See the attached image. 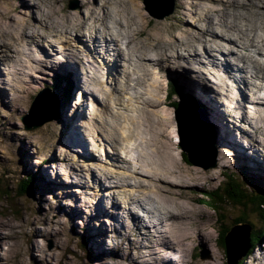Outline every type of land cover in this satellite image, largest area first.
Wrapping results in <instances>:
<instances>
[{
	"label": "rangeland",
	"instance_id": "1",
	"mask_svg": "<svg viewBox=\"0 0 264 264\" xmlns=\"http://www.w3.org/2000/svg\"><path fill=\"white\" fill-rule=\"evenodd\" d=\"M92 1L93 0H0V27L1 25L3 28L13 26L16 29V23L18 21L16 19L19 16V14L15 12L16 10L23 12L20 14L22 16H34V23L31 21L30 25L24 30L13 31V28L12 31H7L11 36L5 40L8 46L4 49L3 53H0V57L4 59L5 56L11 55V53L18 55L23 49H30L31 51V47L28 43L32 35L41 33L50 34L55 28L53 25H57L58 22L66 23L65 26L62 25L59 28L63 32L64 30L66 31V28H70L71 24L69 22H80L83 29L81 33L79 35L76 34V36L75 34L73 36L71 34H66L64 36L60 35V37L53 36L52 40L54 42L64 41L62 44L56 45L57 49L61 50L62 48H65L71 39H74L71 46H77L80 42L77 41L79 39L83 38L84 40L82 41H86L85 39L88 40L90 36L89 34H85H87L90 29L85 25L86 23H89L90 25L93 21L88 14V9H91L89 5ZM98 1H101V3L106 2L110 8H113L115 11L114 18L117 19H119V16L115 15L116 13L123 12L124 15H127L131 10H134L135 12L137 11L141 18L144 19L145 32L151 31L153 33L161 34L163 42L160 43L167 49H170L169 46H173L180 39L186 38L188 34L184 32H191L193 26L196 28H199V26L208 28L205 22L197 21L203 13L202 9H199L201 6L202 8L209 6L212 9L221 10V4L223 3L222 0L221 2H219L220 0H207L208 2L197 0L198 2L195 1L197 5L192 6L194 0ZM228 1L243 3L244 7L235 10L230 9L231 11L228 10L226 15L230 13L239 18L241 16L248 17L250 21H246L245 23L247 25H252L256 34L264 38V21L261 20L260 17L257 20L251 18L252 11H258L261 13L263 10L262 12L264 15V3H262L264 0ZM34 3L41 5L38 7L40 8L39 10L35 9L36 5ZM190 3L192 7L189 5ZM204 3L207 5H203ZM29 6L32 7V10H29ZM187 7H189L190 10L186 9ZM44 9L58 22H54L53 24L51 23V20H53L51 17L40 16V12H43ZM7 10H13L14 12L10 13V15L5 18L4 24H2L3 15L1 16V14ZM96 10L97 12L99 11L98 13L95 11V14L98 15L95 19L98 21L100 18H103L99 15H103V13L108 11L107 8L101 9L100 7L96 8ZM194 12H196V14ZM168 13L171 14L168 15ZM40 17L46 18V24L41 20L39 21ZM68 17L74 20H68ZM213 17L218 19L217 26L223 27L220 22V15L213 14ZM213 17L211 16L210 20L213 19ZM121 22H125L124 16L120 23ZM227 22L228 25L232 24V20ZM32 25H35L36 28L31 32L30 30L32 29L30 27ZM103 28L105 31H107V29L111 30L114 35L121 34L119 37L120 42L126 41L123 40L124 35H130V31L127 28L123 27V29H121L117 24H114L111 19H108L107 23L104 21ZM74 29H77L76 26H74L73 30ZM137 30L138 29L136 28V31ZM202 30L203 29H199L198 33ZM231 33L232 36H235V32ZM105 34L108 35L107 33ZM69 36H71V39H68ZM93 38L100 40L97 36ZM106 41L110 42V38L107 37ZM44 43L38 45V47L49 49V44L55 45L51 44L49 41H46L45 44ZM243 44L244 43H242L243 48L252 47L247 41L244 44L245 46ZM225 46L226 49L224 48L223 52H228V50L234 49V51L238 52L234 53V55L240 56L241 54H247L251 57L250 59H254L257 64H264V52L259 56L258 53L255 54L256 52L254 53L253 50L250 51L247 49L235 48L236 46H231L229 44H225ZM87 51L89 53L85 59L89 61L91 60L90 62H93L95 66L99 67L100 63L96 56L94 54L91 55L89 50ZM124 51L125 54H127L126 44ZM180 51L181 50L179 49V52H177L178 56L181 57ZM47 54L49 55L48 52ZM57 54L59 55V53ZM215 54L224 64L221 72H225L227 69V63L223 60L222 55H218L217 52ZM77 56L78 54L73 53L70 57L77 58ZM136 56L139 58V53L127 56L129 60L125 61L122 59L120 62V72L122 71L123 73L124 71L125 73L126 71L125 75L121 76L120 73L115 76L116 79L112 77L111 81L113 83H107L106 79L105 84L101 86L99 85L98 87L100 89H97L101 94V91L103 93L106 89H111L107 87L114 86L115 83L119 82L118 84L121 85H116L117 90V87H124V77L127 76L129 78L130 87L125 94V98H128V100L119 94L116 95V97L121 98V103H117V98L111 100L113 107L116 109H114V114L111 117L112 121L110 122L116 127L114 130L116 137H121L122 134H125L124 136H134L132 141L127 139V142H124L125 144L133 145L131 148H136L139 145V137L137 135L138 130L130 122V119L133 118L130 117L135 116V113L139 115L141 109L137 106L141 107V105L135 103V100H137L135 96L137 92L143 91L142 88L141 90H137L138 85H136V80L142 73L137 69L136 60H132ZM61 57L64 58L63 56ZM203 57V59L207 58L206 56ZM17 58L20 61L25 60V63L27 61L26 57H18L14 55V59ZM71 60L72 61L66 60L68 62H60L59 66L61 68H59L58 66H52L53 60L51 58V61H42L43 66L47 64L49 68L40 66L39 69L36 68L38 64L32 61L31 70L24 74L17 72L9 77H4L0 74V161L8 167L7 169L17 173L16 175H9L14 179L19 177L18 173L21 171V165L23 162L25 163L26 170L29 174L37 173L39 180L35 185L39 186V188H37V193L41 202L40 210H38V208L34 207L32 196L30 195L18 200L17 204L15 198L14 203L17 206L11 204L7 199H2L0 197V264H227V256L223 249L217 244L218 231L217 228H215V211L208 205L197 203L200 199L204 198V191L207 192V190L213 187L214 184L216 186L222 181H219L222 178L220 175L221 168L217 167L212 170H194L189 166H186L179 155V150L176 144L177 140L174 131L175 124L173 115L179 114V111L192 113L200 112L201 110L195 108V111H193L190 105L183 100L179 101L177 107H171L172 100L168 97V93L170 92V82L175 79L169 75L170 71L153 69L151 75L148 77V82H150L148 85H154L153 87H150V89L153 91L155 89L154 92L157 94L155 99H158H154V104L148 106V109L153 113L151 116L153 123L155 122L153 128L154 134L158 132L157 134L162 140V143L158 147L157 162L163 166L165 164L166 166L164 168H166L168 172L166 173V176L163 175L165 183H160L159 185L152 182V180H154L153 177H148L149 179L129 178L132 174L131 167L128 164L123 165L121 163V161L123 162V159H121L119 154L118 157L116 156L117 160H115L110 158L109 153L106 152L107 150H110V146L113 145H115V147L120 146L121 149L124 147L117 142H106L104 132L102 133V136L99 132H96L95 135H91V132L95 133V131L94 128L89 125L88 127L92 128L93 131L88 130V134L90 131L89 138L91 144L88 146V149L94 150V153L97 151L96 162L87 160L86 157L77 154L79 151L81 152L83 147L79 149L76 147L78 142L77 139L79 138L77 137L78 133H74V129L76 128L79 133L81 128L83 129L84 120L82 119L81 114L84 112L88 115L90 114L91 117L96 118L98 114L94 113V108H100L98 106L99 98L96 97V102L95 98L90 96L84 98L79 92L82 79L80 76L79 78L75 77V74L78 75L76 70L77 65H74L73 59ZM218 61L216 60V62ZM144 62H149V60H144ZM20 65H22V63ZM174 66H177L174 70L180 69L179 66H181V63ZM195 67L203 70L202 78L208 79L211 85L219 87V85L215 83L218 79L217 74L205 72L204 70L206 69L204 67H199V65H195ZM29 69L28 66H23V70ZM185 69L188 68L185 67ZM0 72H6V68L2 64H0ZM60 73L63 75L69 74L73 79L70 102L67 101L64 103L65 106V104L69 102L65 107H62L60 111V113L62 112V124L60 125L57 118H55L52 122L47 123L39 129L26 130L25 124L33 101L37 98H42L43 96L47 99L55 98V93L51 89V86L53 85L51 84L54 82L55 76L60 75ZM205 73H208L209 75H206ZM185 74L186 72L183 76ZM183 76L181 78H176V82L178 81L177 83L185 88L184 92L188 93L192 98L196 95L198 96L200 91L199 86L194 82H188ZM249 76L250 74L248 77ZM227 80H229L230 84L233 83L236 85L234 81L236 80L235 77ZM252 81L258 82L255 78ZM157 82H160L161 86H163L162 90H158L156 87L158 85ZM92 86L94 88L95 85L92 84ZM254 90L257 89L254 88ZM242 91L249 92V90L245 88L242 89ZM86 93L89 94L88 91H86ZM202 95L205 102L200 98H196L209 110H212V117H210L212 120L214 112H218V109L213 103H211V97L216 98L217 96L210 92L202 93ZM209 95L211 97H209ZM108 98L110 99V96ZM130 99H133V102H129L131 101ZM173 101H175V99H173ZM78 103L81 105H78ZM119 104L123 105L124 109L122 108L123 106H120ZM224 108L227 109L225 106ZM90 110H93V112ZM102 110H104L103 107ZM194 114L197 116L201 115V113ZM99 116L103 120L105 115L103 114ZM114 116L120 117L121 126L118 125V119H115ZM160 118L164 125L162 129L158 128V125L156 124V121ZM97 123L98 121L94 119V122H91L90 124L99 130H102L103 128ZM215 123L216 122L213 119L212 124L214 125L216 132H218L217 134L220 135V130L216 125L217 123ZM230 126L232 127L231 124ZM227 128L230 131L228 126ZM157 129L159 130L157 131ZM251 135L254 137V140L257 139L261 142V144H258L261 145L260 147L255 145L251 151H249L251 152V155L249 153L243 155L245 150L241 148H238L239 152L238 150L237 152L234 151V148L237 149V145L236 147L230 145L228 148L224 145V151L223 147L221 148L220 146L219 138L216 137L217 156L218 161L220 162V165L218 163V166H221L223 169L228 166L234 171H237L240 166H246L253 171L242 170L241 173L239 172V175L247 174L250 179L258 180L264 184V170L262 169V166L264 167V157L260 156V154H264V138H262L263 135H259L258 133H256V135ZM79 137L81 138V136ZM235 137L239 141H244L239 132H236ZM131 142H135V145ZM184 147L188 152L194 151L195 153H204L198 140L195 136L190 134V132L184 137ZM128 155L129 154H127V156ZM222 157H227V159L224 160ZM244 159L247 161V164H245L246 161L244 162ZM252 159H256L258 162H261V164L259 166L254 165ZM4 165L0 167L1 170L6 168ZM89 169L90 173L87 171ZM103 171L108 173L109 176L112 175L108 183L111 184L112 187L108 188L106 193L102 192L98 196V193L95 195L96 193L94 192H97V190L100 189L97 185L92 184L95 181L92 174L95 176L99 174L104 178L105 175L103 174ZM120 176L122 177V181L124 179L126 183L118 180ZM77 182H79L80 185H77ZM117 183L118 185H116ZM141 183L146 185V189H144L145 187H139ZM119 185L122 186V188H120ZM94 186L95 189L93 190ZM120 189L126 192L127 195H133L135 199H138V201H140L139 204H141L144 209L149 207L150 210H147V212L154 213L157 216L167 214L166 217L174 220L169 226L164 225L165 228H161L164 232L163 234L166 235V238H161V246L154 247L152 250L149 248L146 249L145 246L144 250L139 249V247L133 243L135 239L129 234L130 229H124L122 227V221H117V218L124 217V219H126V226H129L130 221L128 220L130 217L128 212L123 210L120 212L114 209V211L120 213L116 217L113 214L114 211H109L107 208V200H103L109 197L107 195H112L119 199L117 193ZM155 192L158 194H153L150 197L148 196L149 198H145L146 193L152 194ZM133 197L132 199H134ZM100 200H102V202ZM122 200L120 199V202H123ZM91 202H94L97 205L94 206V203ZM150 204H154V207L153 205L150 207ZM99 205H102L105 209L104 213H100V210L98 209ZM84 206L87 207L84 209ZM155 206L158 214L155 212ZM182 206L187 209L186 212H175L174 209L177 207L181 208V211H183ZM130 207L135 213L138 212L139 214L144 210L143 208H139V210L138 207H135L133 204ZM107 209L108 214H106ZM17 211H19L20 216L16 217L13 215V212L15 213ZM170 213H173L174 215H170ZM166 228L168 230L167 233H165ZM74 233L87 237L89 245L92 247L91 249L97 256V259L92 260L89 257L90 253L88 247L86 246L83 248L81 242L75 238ZM249 236V232L246 233V237ZM127 237L130 238L128 239ZM262 248H264V244L260 249ZM261 251H253L250 255L252 257L251 261L246 260L244 264H264V249Z\"/></svg>",
	"mask_w": 264,
	"mask_h": 264
},
{
	"label": "bare ground",
	"instance_id": "2",
	"mask_svg": "<svg viewBox=\"0 0 264 264\" xmlns=\"http://www.w3.org/2000/svg\"><path fill=\"white\" fill-rule=\"evenodd\" d=\"M195 1H197V0L193 1L194 4L192 6L197 5V3ZM203 1L206 2L207 0H203ZM222 1H223V3L221 4V6H222L221 10L220 9H218V10L212 9L209 6L202 8V6H201L199 9H202L203 13L201 16L199 15L200 17L197 19V21L205 22L207 24L208 28L207 27H200V26H199V28H196L195 26H193V29L191 32L182 31V32L188 34V36L184 39H180L173 46L170 45L169 46L170 49H167L161 45L160 42H163L161 34L153 33L151 31L145 32L144 22H143L144 19L141 18L139 13H137V11L135 12L134 10H131L130 9L131 7L128 8L131 11L127 15H124L123 12L122 13H116L115 15L119 16V19H117V18H114V13H115L114 9L110 8L106 2L101 3V1L93 0L89 5L91 7V9H88V14L91 16V19L93 21L91 22L90 25H89V23H86V25H85L90 29V31L85 35L89 34L90 38L88 40L85 39L86 41H82V40H84L83 38L79 39L77 41H80V42L78 43L77 46H71L74 39H71L70 38L71 36H69L68 39H71L69 44L65 48H62L60 50V49L56 48V45L62 44L64 41L63 42H56V41L54 42L52 40L53 36H59L60 37V35L64 36L66 34H68V35L71 34L72 36L75 34V36H76V34L79 35L81 33L83 26L80 22H78V23L69 22L72 27L71 26H70V28L68 27L69 29L66 28V31L64 30V32H63L59 28L62 25L65 26L66 23H62V22H58L57 20H54L52 18V15L47 13V11L44 9L43 12H40V16L51 17L53 19V20H51L52 21L51 23H53V24H54V22H58V24L56 23L57 25H55V24L53 25V27H55L53 32L50 34H43V33L33 34L32 37L30 38L29 43H28L29 46L31 47V51H30V49L29 50L23 49V50H21L20 54H18V55L10 52L11 55L5 56L4 59H2L0 57V64H2L6 68V72L5 73L0 72V74L4 77H9L11 75L16 74L17 72L24 74L25 72H28L31 70V68H32L31 62L32 61L35 62L36 64H38L36 66V68H38V69L40 68V66L45 67V68H49L47 64H45L43 66L42 61H45V62L51 61V58L53 60L52 66H58L59 68H61L59 66L60 62H62V61L68 62L66 60L72 61L71 59H73L74 65H77L76 70L78 72V75L75 74V77L79 78V76H80L82 79V83H81L79 92L81 93V95L84 98H86L87 96H90V97L95 98V101H96V97L99 98V105L98 106L100 108V109L94 108V113L98 114L96 116V118H93L90 116V114L88 115L87 113H84V112L81 114L82 119L84 120L83 129L81 128V130H80V133L82 135L79 133V131L76 128L74 129V133L75 134L78 133L77 137L79 138V139H77L78 142H77L76 147L78 149L83 147L81 152L79 151V153H77V154L80 156L86 157L87 160L96 162L97 151H96V153H94V150L88 149V146L91 145L89 134H90L91 130L93 131L92 128H94L95 133L91 132V135H95L96 132H99L102 136V133L104 132L106 142H111V141H113V143L117 142V143H120L124 147L121 149L120 146L115 147V145H113V146H110L111 147L110 150H107L106 152L109 153L110 158H113L115 160H117L116 156L118 157V154H119V156H121V159H123V162L121 161V163L123 165L128 164L131 167L132 174L129 176V178H134V179L147 178V179H149L148 177H153L154 180H152V182L159 185L160 183L161 184L165 183L164 182L165 178L163 177V175L166 176V173L168 171L166 170V168H164L166 166L165 164L163 166L162 164L157 162L158 147L162 143V140H161L160 136H158V134H157L158 132L156 134H154L153 128H154L155 122L153 123L152 116H151L153 113H151L152 111L148 109V106L154 104V99H155V96L157 95L156 92H154L155 89H154V91L150 89V87H153L154 85H152V86H150L151 84L148 85V83H150V82H148V77L151 75V71L153 69L170 71L171 74L169 73V75L174 79L181 78L183 76V74L186 72V74L183 76V78H185L188 82H191V83L194 82L197 86H199V89H200L199 95L198 96L196 95L195 97H193L195 99L200 98L203 100L202 93L204 94L206 92H210L211 94L217 96L216 98H212L209 95V97H211V103H213L217 107L218 112H219V113L216 111L214 112L213 119L217 123V124L216 123L215 124L218 126V129L220 130V135L218 134L219 135L218 137H219V141H220V146H221V148L223 147L224 151H225L224 145L226 148H228V146H230V145H232L234 147H236V145H237L238 147H237V149L234 148L235 149V150L233 149L234 151L237 152L238 148H241V149L245 150L243 155H245L246 153L250 154L251 152H249V151H251V149L255 145L257 146L258 144H261V142H259L257 139L254 140V137L251 134L256 135V133H258L259 135H263L262 138H264V64L263 65L257 64L254 61V59H250L251 57L247 54H243V55L241 54L240 56L234 55V53H238V52L234 51V49L228 50V52H223L224 48L226 49L225 44H229L231 46H236L235 48L247 49L250 51L253 50L254 53L256 52L255 54L258 53V55L260 56V55H262L261 53L264 52V38L259 36L258 34H256L255 29L253 28L252 25H247L245 23L246 21H248V22L250 21L248 17L241 16L239 18L238 16L231 15L230 13L226 15V12L230 9L235 10V9L244 7L243 3H234V2H231L228 0H222ZM219 2H221V0ZM100 3H101V5H100ZM225 3H227V4H225ZM262 3H264V1ZM34 4L36 5L35 9L39 10L40 8H38V7L41 5H39L37 3H34ZM189 5L191 6V3ZM203 5H207V4L204 3ZM98 7H100L101 9L107 8V10H108L107 12L103 13V15H101V14L99 15L100 17L104 18V19L100 18L99 21L97 19H95L96 17H98V15L95 14V11L97 12L96 8H98ZM28 8H29V10L30 9L32 10V7L29 6ZM255 8H256V6H255ZM186 9L190 10L189 7H187ZM262 11H261V13L258 11H252L251 18L257 20L260 17V19L264 21V15H263ZM12 12H14V11L13 10H10V11L7 10V11H4L3 14H1V16L3 15L2 16V20H3L2 24H4L5 18L7 16H9L10 13H12ZM15 12L17 14H19V16L16 19V20H18L16 23V25H17L16 29L13 26L3 28V26L1 25V27H0V29H2V30H0V53H3L4 49L8 46V44H6L5 40L8 37H10L11 35L8 34L7 31H9V30L12 31L13 28H14L13 31H16V30L22 31L28 25H30L31 21H32V23H34V16L33 17L32 16L25 17V16L20 15L23 12H20L19 10H16ZM194 13L196 14V12H194ZM213 14L220 15V17H221L220 22H221L223 27L217 26L218 19L213 17ZM123 16H124L125 22L120 23V21L123 20ZM211 16L213 17V19L210 20ZM87 18H88V15H87ZM225 18L229 22H230V20H232V22H231L232 24L228 25V22L226 21ZM108 19H111L114 22V24H117L121 29H123V27H125L130 31V35L129 34L124 35L123 40H126L127 43H126V41H124V42L119 41V37L121 36V34L114 35L112 33V31L109 29H107V31L104 30V28H103L104 21H106V23H107ZM40 20L43 23L45 22V24L47 22L46 18L40 17L39 21ZM68 20H74V19L69 18ZM251 22H252V20H251ZM35 25H32L31 27L29 26L32 29V30H30L31 32L35 30V28H36ZM74 26H76L77 29L73 30ZM136 28L138 29L137 31H136ZM199 29L200 30L203 29V30L198 33ZM231 32H235V36H232ZM105 33H107L108 35H106ZM236 34H237V36H236ZM7 35H9V36H7ZM96 36L99 37L100 40L93 38ZM189 36H191V37H189ZM107 37L110 38V42L106 41ZM12 38H13V36H12ZM14 41L16 42L15 39H14ZM46 41H49L51 44H55V45L49 44V49L48 48L44 49V47L43 48L38 47V45H40L44 42L46 43ZM246 41L249 42V44L252 47H244L243 48L242 43L245 44ZM47 44H48V42H47ZM125 44H126V48H127V54H125V51H124ZM206 45H207V47H206ZM16 48H18V47H16ZM179 49L181 50L180 51L181 57L178 56ZM87 50L90 51L91 55L94 54L96 56V58L98 59V62L100 63L99 67L95 66L93 64V62H90L91 60L89 61V60L85 59V58H87L86 56H88V53H89ZM47 52L49 53V55L47 54ZM216 52L218 55H222L223 60L227 63V69L225 70V72H221L224 64L217 57V55L215 54ZM6 53H8V52H6ZM57 53H59V55ZM73 53L78 54L77 58L70 57ZM135 53H139V58H137V56H136L132 60H134V61L136 60L137 69L140 73H142L141 75H139V77L136 80V85H138L137 90H141V88H142L143 91L137 92L136 96H135V98L137 99V100H135V103L137 105H141V107L137 106L139 109H141L139 112V115L137 113H135V116L130 117V118H133V119H130V122L138 130L137 135L139 137L138 138L139 139V145L136 148H131V146H133V145H128V144H125L124 142H127V139H130V141H132L134 136H130V135L124 136L125 134H122L121 137H116V134L114 133V130L116 127L113 126V124L110 122V121H112L111 117L114 114V109H116L115 107H113L111 100H115L117 98L116 95H118V94L121 95L122 97L124 96V98H125L126 91L130 87L129 78L127 76H125L124 77V87H122V88L117 87V90H116V85L117 86L121 85V84H118L119 82L115 83V85H114L115 90H114V86L107 87V88H111V89H106V91L105 92L103 91V93L101 91V94H100L99 90L97 91V89L99 88L98 87L99 85L101 86V85L105 84L106 79H107V83H113L111 81L112 77H114V79H116L115 76L120 74V73H121V76L125 75L126 71H125V73H124V71H123V73H122V71L120 72L119 64L122 61V59H124L125 61L129 60L127 58V56H131ZM14 55L18 56V57H26V59H27L26 63H25V60L20 61V60H18V58L14 59ZM60 55L63 56L64 58H62ZM203 56H206L207 58L203 59L204 58ZM244 57H246V58H244ZM144 60H149V62H144ZM216 60L217 61L219 60V61L216 62ZM21 63H22V65H20ZM39 63H41V64H39ZM179 63H181V66H179V68L183 69V70H180V69L174 70V68L177 67L174 65H177ZM24 65L28 66L30 69L29 70H23ZM195 65H199V67H204L206 69V70H204L205 72H209L210 74H214V73L217 74L218 79H217V81H215V83H217V85H219V87H217L216 85H211L210 81L208 79L202 78L203 70L195 67ZM185 67H187L188 69H185ZM50 68H52V67H50ZM82 69H83V71H82ZM32 72H35V71H32ZM219 73H221V74H219ZM205 74L209 75L208 73H205ZM246 74H248V75L250 74V76L248 77V75H246ZM232 77H235L236 80H234V81H235L236 85H234L233 83L230 84L229 80H227V79H231ZM187 78H189V79H187ZM254 78L259 83H257L256 81L255 82L252 81V80H254ZM157 83H158V85L156 87L158 88V90H162L163 86H161V83L160 82H157ZM92 84L95 85L94 88H93ZM244 88L249 90V92L242 91V89H244ZM254 88H256L257 90H254ZM236 90H237V92H236ZM86 91H88L89 94H87ZM159 94H160V91H159ZM257 95H262L263 98H258V97H256ZM109 96H110V99L108 98ZM146 97H148V98H146ZM125 99L128 100V98H125ZM156 99H158V98H156ZM80 100H82V99H80ZM116 101H117V103H121V98H117ZM129 102H133V99ZM78 105H81V104L78 103ZM120 106H123V105H120ZM224 106L227 109H225ZM102 107L104 110H102ZM122 108L124 109V106ZM125 109H127V108H125ZM150 109H152V108H150ZM90 111L93 112V110H90ZM211 112H212V110L210 109L209 110V117H212ZM103 114L105 116L102 120L99 115H103ZM114 118L118 119V121H117L118 125L121 126L120 117L114 116ZM94 119H96L98 121L97 124H99L100 127L103 128L102 130H99L98 128H96L95 126L90 124L91 122H94ZM161 120L162 119L160 118L159 120L156 121V124L158 125V128H160V129H162L164 127ZM230 124L232 125V127L230 126ZM88 125L91 126L92 128H89ZM227 126L230 128V131L227 128ZM88 130H90L89 134H88ZM158 130L159 129H157V131ZM227 132L229 134L230 133L231 134L229 135ZM236 132L241 133L244 141H239L236 139V137H235ZM232 134H233V138H232ZM79 136H81V138ZM252 137H253V139H252ZM232 142L234 143V145ZM131 143H134V145H135V142H131ZM258 146L260 147L261 145H258ZM124 152H125V154H124ZM238 152H239V150H238ZM127 154H129V155L127 156ZM260 156L264 157V154H260ZM222 158H224V160L227 159V157H222ZM252 162L254 163V165H257V166H259L261 164V162H258L256 159H252ZM263 164H264V162H263ZM170 168H172V167H170ZM262 169L264 170L263 166H262ZM87 171H88V173H90V169ZM103 174L105 175L104 178L99 174H97V176L92 174L93 179H95V181L92 184L97 185V187L100 189V190H97V192L96 191L94 192V193H96L95 195H97V193H98V196L102 192L106 193L107 189L112 187L111 184H108L112 175L109 176V174L106 173L105 171H103ZM113 178H115V177H113ZM118 180L126 183V181H124V179L122 181L121 176L119 177ZM143 180H145V179H143ZM85 184H87V183H85ZM77 185H80V183L77 182ZM116 185H118V183ZM149 185H150V183H149ZM139 187H141V188L145 187L144 189H146V185L143 183H141L139 185ZM120 188H122V186H120ZM94 189H95V186L93 187V190ZM157 189H158V187H157ZM162 191H164V190H162ZM112 193H114V192H112ZM153 194H158V193L157 192L152 193V194L146 193L145 198H147L148 196L150 197ZM117 195L119 196V199L112 196V195L111 196L107 195L109 197H107L103 201L107 200V204L109 206V207L107 206V208L109 209L110 212H113L114 209H116L117 211H120V212H121V210L128 212L129 217H130V219L128 220V221H130L129 226H126V222H125L126 219H124V217L123 218H117V221L118 222L120 220L122 221V223H123L122 227L124 229H126V230L130 229L129 234H131V236L135 239L133 243H135L136 246H138L139 249H142V250H144V246L146 249L149 248L150 250H152L154 247L161 246V243H160V241L162 240L161 238H163V239L166 238V235L163 234L164 232L161 230V228H165L164 225L169 226V224L172 223L174 220L172 218L166 217L167 214H165V215L162 214L161 216H157L154 213L147 212L144 215L139 216V213L138 212L135 213L134 210L130 207L133 204L135 207H138V209L143 208V206L141 204H139L140 201H138V199H135L133 197V195H130V194L127 195V193L122 191V189H120V191L117 193ZM98 196H97V198H98ZM122 197H124V198H122ZM132 197L134 199H132ZM120 199L121 200L123 199L122 200L123 202H120ZM100 201L102 202V200H100ZM147 201H149V200H147ZM91 203H94V202H91ZM95 205H97V204L94 203V206ZM147 205H149V204H147ZM152 205L154 207V204H152ZM152 205L150 204V207ZM86 207L87 206H84V209ZM182 207H183V211H181L182 210L181 208L177 207L174 209L175 212H179V213L186 212L187 209L184 206H182ZM98 209L100 210V213L105 212V209L103 208L102 205H99ZM108 209L106 211V214H108L107 213ZM146 209H148V211L150 210L149 207ZM146 209H144V210H146ZM155 210H156L155 212L158 214L156 206H155ZM117 211L113 212V214L116 217L118 216V214H120ZM170 215H174V214L170 213ZM121 216H122V214H121ZM114 219H116V218H114ZM176 230H178V229H176ZM167 231L168 230L166 228L165 233H167ZM127 238L129 239L130 237H127ZM260 248H261V246H260ZM260 248L257 247L255 250L261 251ZM236 254L239 256V252H237ZM247 255H248V253H245V255L241 257V259H243ZM152 257H154V256H152ZM251 259H252V257H249L248 261H251ZM227 264H228V261H227Z\"/></svg>",
	"mask_w": 264,
	"mask_h": 264
},
{
	"label": "trees",
	"instance_id": "3",
	"mask_svg": "<svg viewBox=\"0 0 264 264\" xmlns=\"http://www.w3.org/2000/svg\"><path fill=\"white\" fill-rule=\"evenodd\" d=\"M63 85L60 78H55L52 82L51 89L60 97V101L66 103L69 98L70 88L67 83ZM177 89H172V95L176 94ZM171 107H177L172 103ZM201 109V108H197ZM58 123L62 124L60 118L57 116ZM4 164L0 161V167ZM6 166V165H4ZM3 168L0 169V197L7 199L11 204L15 205L18 200L25 198V196H32L34 207L40 210V199L38 197L37 188L35 185L38 182V174H29L26 170V165L23 162L21 171L18 173L19 177L14 179L10 174L17 173ZM28 169V167H27ZM224 180L215 184L209 190L203 192V199L197 203L208 205L215 211V228L218 231L217 244L225 251V241L229 232L241 224L250 226L251 233L249 238L250 250L248 255L239 260L237 264H244L250 255L257 247L264 244V186L252 183L247 177L238 176L236 173H225ZM37 179V180H35ZM3 196V197H2ZM14 216H20L19 211L13 212ZM77 240L81 242V246L88 247L90 253L89 257L97 259V256L92 251L89 241L86 236H81L74 233ZM227 263V262H226Z\"/></svg>",
	"mask_w": 264,
	"mask_h": 264
},
{
	"label": "water",
	"instance_id": "4",
	"mask_svg": "<svg viewBox=\"0 0 264 264\" xmlns=\"http://www.w3.org/2000/svg\"><path fill=\"white\" fill-rule=\"evenodd\" d=\"M54 97L47 99L43 96L33 101L25 124L26 130L39 129L57 118L60 111V104L57 97L55 95ZM173 119L177 140L176 144L179 155L185 165L194 170L216 169L218 167L216 134L206 116L203 113L197 116L193 112L179 111V114L173 115ZM188 132L195 136L205 154L195 153L194 151L188 152L185 149L184 137ZM246 231L249 234L251 233L250 226L241 224L233 228L227 235L225 251L228 264H236L250 250V236L246 237V233H248ZM237 252H239V256L236 254Z\"/></svg>",
	"mask_w": 264,
	"mask_h": 264
}]
</instances>
